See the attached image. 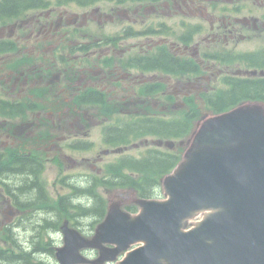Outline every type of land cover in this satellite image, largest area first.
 Listing matches in <instances>:
<instances>
[{
  "label": "flooded vegetation",
  "instance_id": "af4514ba",
  "mask_svg": "<svg viewBox=\"0 0 264 264\" xmlns=\"http://www.w3.org/2000/svg\"><path fill=\"white\" fill-rule=\"evenodd\" d=\"M0 15L9 226L41 221L44 176H102L129 137L123 116L187 110L189 97L202 107L219 79L264 72V0H28ZM88 179L72 178L63 200L83 197Z\"/></svg>",
  "mask_w": 264,
  "mask_h": 264
},
{
  "label": "water",
  "instance_id": "95a60500",
  "mask_svg": "<svg viewBox=\"0 0 264 264\" xmlns=\"http://www.w3.org/2000/svg\"><path fill=\"white\" fill-rule=\"evenodd\" d=\"M192 136L183 162L162 180L166 201H140L135 217L112 207L90 243L65 232L58 261L81 263L79 249L90 246L100 249L102 264L142 243L119 264H264L263 109L208 119Z\"/></svg>",
  "mask_w": 264,
  "mask_h": 264
},
{
  "label": "trees",
  "instance_id": "16d2710c",
  "mask_svg": "<svg viewBox=\"0 0 264 264\" xmlns=\"http://www.w3.org/2000/svg\"><path fill=\"white\" fill-rule=\"evenodd\" d=\"M28 0H0V14L7 9H14L16 5L24 3ZM1 16V15H0ZM262 100L264 101V81H240L235 80L231 83V88L227 93L220 94L214 105L215 112H223L234 106L241 100ZM191 113H186L184 117V136L191 130L190 123L193 120ZM143 124V123H142ZM144 125V124H143ZM156 123L153 122V131L155 132ZM149 130V129H148ZM150 131V130H149ZM180 136V135H177ZM180 136V137H181ZM179 154H161L158 152L151 153L148 158L140 163L141 167H132L133 170L140 173L137 177H132L125 174H119L114 177L115 182L107 181L105 185L119 187V188H132L136 191L140 198H150L153 196L155 189L159 186V179L168 174L175 165L179 162ZM131 171V170H130ZM91 193L93 191L91 190ZM101 216V214H100ZM4 254L3 252L0 255ZM19 258V257H16ZM29 261V255L25 254L20 257ZM36 264H43L38 262Z\"/></svg>",
  "mask_w": 264,
  "mask_h": 264
},
{
  "label": "rangeland",
  "instance_id": "374dc122",
  "mask_svg": "<svg viewBox=\"0 0 264 264\" xmlns=\"http://www.w3.org/2000/svg\"><path fill=\"white\" fill-rule=\"evenodd\" d=\"M206 113H208L211 116L210 112H204V114H206ZM148 140H150V139H148ZM150 148H152V146L149 143L147 146L143 145V147H138V149H134L130 153H127V154L140 155L142 152H144V151H146L147 149H150ZM56 178H57V175H51L50 174V175L44 176V179L47 181L49 186L53 185V182L56 181ZM61 188H63V187L60 184H57L56 187L55 186H52V188L50 187V189H48L49 196L54 198L53 194H55L58 191L62 195L63 192H65V190H62ZM99 193L106 200V205L107 206L109 204H112V203H119L122 206V208H123V206L129 205V204H135L134 200H135L136 197L133 194L129 193V192H124V191H120V190H117V191L100 190ZM158 194H159L158 197H157L158 200H163L165 198L164 194H163V191L161 189L159 190ZM76 201L77 202H82L83 204L89 203V201L86 199V197H80ZM2 209H3V206H0V211H2ZM136 212H138V206H137V211ZM136 212L132 213V215H135ZM49 216H47V218H49ZM86 220H88L89 222H87L84 225V232L82 234H83V236H85L87 238H91L98 223H94V220L89 218V217H87ZM197 221H198V218L190 219L187 222V227L192 226ZM18 224H22V221L18 222ZM30 224H32V223H30ZM17 228H20L21 231L25 228L26 230H23V231H27V227H25V226L24 227L18 226ZM37 234L40 235V237L42 238V240L45 243H49V247H47L48 251L44 252V253H40L39 256H38V259L46 261L47 264H58L56 259H55V252H56L57 248H61L63 246V238H62V235L59 232H57V231H54V232L47 231L45 229L44 230L40 229L39 233H38V231H31V232L26 233L24 235L23 234L19 235V232H16V233H14V239H16L18 241L19 238H21L22 241H24V242L25 241L36 242L37 241V236H36ZM31 237H34V238H31ZM33 244L35 245V243H33ZM26 249L29 250L28 248H26ZM84 253H85V256L87 257L88 260L93 261V260L98 258V251L97 250H94V251L93 250H88V251H85ZM123 255H124L123 253L119 254V256L116 259V261L118 259H121L123 257ZM111 264H115V262L111 263Z\"/></svg>",
  "mask_w": 264,
  "mask_h": 264
},
{
  "label": "bare ground",
  "instance_id": "6f19581e",
  "mask_svg": "<svg viewBox=\"0 0 264 264\" xmlns=\"http://www.w3.org/2000/svg\"><path fill=\"white\" fill-rule=\"evenodd\" d=\"M202 213H203V212H202ZM207 213H210V211H206V214H207Z\"/></svg>",
  "mask_w": 264,
  "mask_h": 264
}]
</instances>
